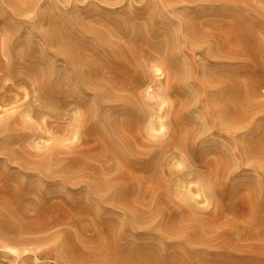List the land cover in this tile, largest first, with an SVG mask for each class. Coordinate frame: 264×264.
Here are the masks:
<instances>
[{
	"label": "rangeland",
	"instance_id": "374dc122",
	"mask_svg": "<svg viewBox=\"0 0 264 264\" xmlns=\"http://www.w3.org/2000/svg\"><path fill=\"white\" fill-rule=\"evenodd\" d=\"M7 87L0 264H264V0H0Z\"/></svg>",
	"mask_w": 264,
	"mask_h": 264
},
{
	"label": "bare ground",
	"instance_id": "6f19581e",
	"mask_svg": "<svg viewBox=\"0 0 264 264\" xmlns=\"http://www.w3.org/2000/svg\"><path fill=\"white\" fill-rule=\"evenodd\" d=\"M20 1V0H19ZM159 69L157 68L156 71H158ZM33 81V84L36 85V81L32 80ZM38 86V85H37ZM11 87H7V88H3L2 91L0 92H4L2 95L0 94V110L2 108H4V106L2 105L3 102H10L12 99H13V96L12 95H9L8 94V91H10ZM27 96L26 95V101H27ZM230 108V106H229ZM41 111V108H37L36 111ZM27 118H30V115H27ZM20 126V120L18 118V115H11V116H8V117H1L0 116V132H2L3 130H6V135L10 136L11 137H14L16 135H27V132H23L22 129L25 128V126L22 125V127H19ZM33 134H36V133H33ZM37 135V134H36ZM15 139L12 140V142H7L5 143L4 145L7 146V147H11L12 145H14V143L17 141V138L14 137ZM12 149L14 151H16L18 154L19 153V149L15 148L12 146ZM21 149H23V147H21ZM10 178L7 174H4V171L2 173H0V192H18L17 189H14L13 187H11V183H10ZM5 181V182H4ZM5 208H7V212H10L11 210L14 209V204L11 203V204H8V203H5L3 205ZM6 227L7 225L5 224L4 226L2 225L0 227V234L1 235H5L6 233Z\"/></svg>",
	"mask_w": 264,
	"mask_h": 264
}]
</instances>
